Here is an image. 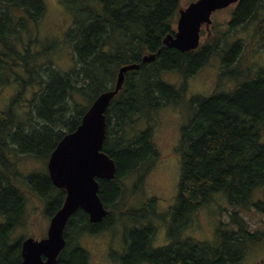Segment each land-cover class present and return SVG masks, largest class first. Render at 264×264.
Wrapping results in <instances>:
<instances>
[{"label": "trees", "instance_id": "trees-1", "mask_svg": "<svg viewBox=\"0 0 264 264\" xmlns=\"http://www.w3.org/2000/svg\"><path fill=\"white\" fill-rule=\"evenodd\" d=\"M59 1L72 16L64 34V43L73 51L68 71L49 58L56 41L39 37L44 1L0 0V91L7 85L15 89L0 108V264H21V239L11 238L22 224L27 202H42L51 217L65 197L47 168L25 173L17 161L28 157L46 163L97 96L113 88L120 66L135 62L139 68L125 72L122 87L104 113L102 150L116 164L112 179L98 180L106 215L91 223L87 213L77 209L67 221L66 244L56 264H89L82 235L111 229L126 219L132 226L123 236L124 264H240L264 237V231L252 230L243 215L251 205L264 215V64L244 66L243 39L222 40L237 29L264 37V0H239L226 32L202 34L199 47L189 51L162 42L173 34L179 0ZM147 53L155 58L142 62ZM213 58L219 61L214 90L187 100L178 193L166 212L171 242L154 247L157 199L136 192L158 153L152 126L139 129V124L155 121L161 108L184 101L186 84L177 87L164 81L165 72L178 73L187 83ZM135 174L128 190L126 181ZM256 188L263 189V197L253 202ZM216 193H224L233 207L227 222L216 229L219 244L184 236L195 212L214 202Z\"/></svg>", "mask_w": 264, "mask_h": 264}, {"label": "rangeland", "instance_id": "rangeland-1", "mask_svg": "<svg viewBox=\"0 0 264 264\" xmlns=\"http://www.w3.org/2000/svg\"><path fill=\"white\" fill-rule=\"evenodd\" d=\"M43 1L45 13L38 28L39 37L56 41V46L49 53V58L56 67L62 71H68L73 67V51L70 45L64 43V34L71 25L72 16L59 0ZM179 1L181 7H184L193 0ZM232 9L233 6H228L215 10L212 14L213 21L210 31L214 33L226 32V25L231 18ZM203 31V36H208L204 29ZM227 36L228 38L226 37L222 41H230L236 38L243 39L245 43L242 52L244 66L250 67L264 64V37H261V34H252L251 31L249 33L241 32L237 29L232 35ZM218 72L219 61L217 58L211 59L209 63L201 67L187 79V83H183L184 80L180 74L165 72L162 75L164 81L177 87L181 84H186L185 99L181 104L161 108L156 114L155 121L148 123L142 121L139 124V129L146 128L147 124L152 126V140L158 153L156 160L153 161L144 176L142 188L139 187L136 192L142 197H155L157 199L155 204L157 216L152 220L156 227L153 239L154 247L163 246L171 242V238L167 234L166 223L169 218L166 212L174 204V199L178 193L182 157L180 139L181 129L188 120L187 100L193 94L210 95L216 86ZM14 93V87L9 85L1 89L0 108L9 103ZM17 164L25 173L33 170L43 171L46 168L44 161L28 157L18 160ZM136 177L137 174L131 175L127 179L126 188L128 190L132 189ZM260 192L261 196L258 197ZM251 197L253 202L262 198L263 189L256 188ZM131 198L135 199L134 197ZM212 198L214 202L204 204L195 212L192 221L190 220V224L183 234L215 246L219 244L216 229L221 221L227 222V214L233 207L228 203L224 193H216ZM243 215L252 230L259 229L264 231V215L258 211L256 212L253 205ZM49 216L48 212L45 211L44 204L35 198H31L27 202L22 224L13 231L11 241L30 236L35 238L44 237L49 225ZM124 221H117L111 229L97 234L82 235L80 242L89 254V264H124L121 262L125 253L123 236L127 229L132 226L130 219ZM261 261H264V237L246 253L240 264H259Z\"/></svg>", "mask_w": 264, "mask_h": 264}, {"label": "water", "instance_id": "water-1", "mask_svg": "<svg viewBox=\"0 0 264 264\" xmlns=\"http://www.w3.org/2000/svg\"><path fill=\"white\" fill-rule=\"evenodd\" d=\"M238 0H195L178 10L174 33H168L162 42L180 51L196 49L200 42V30H209L211 15ZM154 53L144 54L142 62H150ZM140 64L122 65L112 89L100 93L89 105L77 127L66 133L56 144L47 160V171L52 183L65 190L61 206L50 217L46 237H27L21 241L23 264H55L59 252L65 246L64 228L77 209H83L91 222L102 221L106 208L99 197V179H112L116 164L102 150L106 134L105 111L117 94L128 70Z\"/></svg>", "mask_w": 264, "mask_h": 264}, {"label": "flooded vegetation", "instance_id": "flooded-vegetation-1", "mask_svg": "<svg viewBox=\"0 0 264 264\" xmlns=\"http://www.w3.org/2000/svg\"><path fill=\"white\" fill-rule=\"evenodd\" d=\"M2 218L0 217V220H1ZM39 238V237H38ZM40 238H42V237H40ZM20 255H21V243H20ZM59 256V255H58ZM58 256H57V260H58ZM57 260H56V262H55V264L57 263ZM21 264H23L22 263V255H21Z\"/></svg>", "mask_w": 264, "mask_h": 264}]
</instances>
